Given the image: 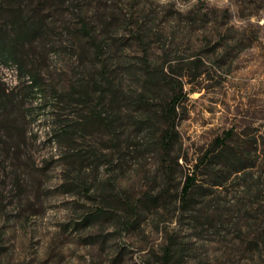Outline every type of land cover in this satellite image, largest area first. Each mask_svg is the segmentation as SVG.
Segmentation results:
<instances>
[{
	"label": "rangeland",
	"instance_id": "obj_1",
	"mask_svg": "<svg viewBox=\"0 0 264 264\" xmlns=\"http://www.w3.org/2000/svg\"><path fill=\"white\" fill-rule=\"evenodd\" d=\"M0 264H264V0H0Z\"/></svg>",
	"mask_w": 264,
	"mask_h": 264
},
{
	"label": "trees",
	"instance_id": "obj_2",
	"mask_svg": "<svg viewBox=\"0 0 264 264\" xmlns=\"http://www.w3.org/2000/svg\"><path fill=\"white\" fill-rule=\"evenodd\" d=\"M5 38V37H3ZM16 37L12 40V42H15L17 40H15ZM9 41H3L1 44V51L2 53H4L7 58H10V57H15V50L14 48L12 47V43H7ZM31 83H27V86H29L30 88H33L34 85H36V82H35V79L32 78L31 79ZM183 84H179L178 86V89H179V95L181 94L182 90H183ZM179 95L175 96L174 98H172L171 102H170V106L175 110V108L177 107V101L179 99ZM173 122H172V126L171 128H173ZM73 128V125L70 123L69 119H60L59 121H57V125L53 127V132H54V137L55 138H60L62 136H70L71 135V129ZM168 131H166L165 133V136L163 137L164 140L166 139L167 141L169 140V137L170 135H167ZM229 159L231 161L235 160L234 157L232 158H229L226 156L225 158V162H228ZM200 163H201V159H200ZM199 162H197L195 165H200ZM246 167V165L244 164H241V165H237L235 166L233 169H234V172L238 171V170H242ZM195 181V177L194 175H189L184 186H183V193H182V203H187L189 201V195H190V191H191V186L193 184V182ZM214 184H219V182H216Z\"/></svg>",
	"mask_w": 264,
	"mask_h": 264
}]
</instances>
